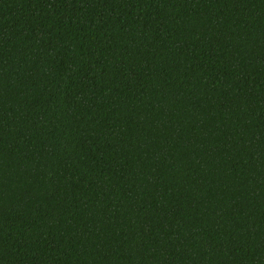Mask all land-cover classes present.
Wrapping results in <instances>:
<instances>
[{"label":"trees","instance_id":"1","mask_svg":"<svg viewBox=\"0 0 264 264\" xmlns=\"http://www.w3.org/2000/svg\"><path fill=\"white\" fill-rule=\"evenodd\" d=\"M0 264H264V0H0Z\"/></svg>","mask_w":264,"mask_h":264}]
</instances>
